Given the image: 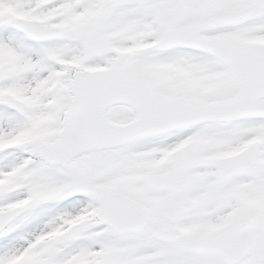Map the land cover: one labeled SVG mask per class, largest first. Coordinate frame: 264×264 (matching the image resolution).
<instances>
[{
  "label": "snow or ice",
  "instance_id": "obj_1",
  "mask_svg": "<svg viewBox=\"0 0 264 264\" xmlns=\"http://www.w3.org/2000/svg\"><path fill=\"white\" fill-rule=\"evenodd\" d=\"M0 264H264V0H0Z\"/></svg>",
  "mask_w": 264,
  "mask_h": 264
}]
</instances>
